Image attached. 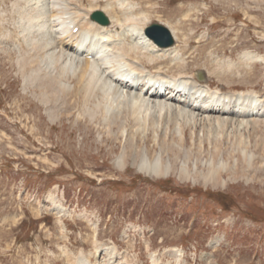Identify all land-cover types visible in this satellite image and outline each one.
<instances>
[{
	"label": "rangeland",
	"instance_id": "rangeland-1",
	"mask_svg": "<svg viewBox=\"0 0 264 264\" xmlns=\"http://www.w3.org/2000/svg\"><path fill=\"white\" fill-rule=\"evenodd\" d=\"M131 2L150 23L181 27L176 47L189 64L165 71L197 79L206 72L213 87L262 100L264 61L242 56L264 58V0ZM34 4L0 0V264H73L79 256L106 263L113 241L137 264H178L174 250L179 264H264V118L192 127L173 107L149 124L146 115L137 121L123 106L115 110L101 90L87 99L81 91L78 104L43 97L24 77L39 64L18 63ZM159 160L169 173H147L143 164ZM213 168L218 185L201 176Z\"/></svg>",
	"mask_w": 264,
	"mask_h": 264
},
{
	"label": "bare ground",
	"instance_id": "bare-ground-1",
	"mask_svg": "<svg viewBox=\"0 0 264 264\" xmlns=\"http://www.w3.org/2000/svg\"><path fill=\"white\" fill-rule=\"evenodd\" d=\"M39 1L35 0L34 5L39 6ZM44 1L48 3L40 4L38 11L29 16L27 27L24 28L26 34L28 33L26 42L28 47L25 53L29 56L23 54L20 57L21 60L18 61L22 70L34 66L35 63L39 64L37 69L32 68L30 74H25L24 77L30 80L29 85L39 87L43 97L52 95L60 98V95H63L66 101L78 104L77 95L80 93L83 92L84 98L87 99L90 94L91 96L97 95L96 91L101 90L108 101V98L114 100L115 110L123 106L124 110L134 116L137 121L142 120V116L146 115L145 121L149 124H154L159 115L165 110L168 114L173 107L177 108L180 114H185L187 124L191 125L194 121L193 126L200 121L203 124L218 125L216 128L219 129L224 121L228 120V117L224 118L225 115L236 116L237 119H233L234 121L248 125L250 121L246 118L249 116L256 120L264 118V97L261 100L256 99L257 97L251 99L250 93L245 92L223 93L218 89H212L210 85L201 84L197 79V73L180 72L175 75L165 71V67L172 69L174 66V69L187 67V59L183 56L186 53L185 47L184 49L157 47L145 35L149 19L138 3L130 0H105V7L102 10L109 16L110 24L101 25L90 19L100 0H89V8L82 7L84 3H81V0H59V3H54L52 0ZM50 3L54 7L55 4L57 5V8H52L55 13L58 12L54 17L46 13ZM72 24L80 27L77 33H73L70 29ZM47 31L48 33H45ZM171 31L176 39L180 38L181 27L174 26ZM90 53H94L95 57ZM45 55L48 59L44 57ZM258 59L264 61V58L251 53H245L242 56V60L246 63ZM42 67H46V72H43ZM74 79L77 80L76 84L72 83ZM157 83L166 84L156 90ZM192 84H197L195 91L190 93L194 101L187 104L186 100L190 99V96H187L185 91L178 90L182 85L192 86ZM159 91L164 94H160ZM106 109L112 110L111 107H106ZM215 115L217 116L212 117ZM181 140L184 141V137H181ZM172 145L174 147L176 143L172 142ZM122 162H119L121 168L125 166V162ZM143 165L146 166L147 173L152 171L156 176H166L170 171V167L160 160L154 164L147 162ZM188 171H190L188 167L183 166V179L189 178ZM219 175L220 172L216 168L207 174H201L206 184L212 181L214 185H218L215 182L220 179ZM56 209L58 213L63 210ZM62 235L65 240H69L65 233ZM96 242H98L97 238ZM62 248V253L70 259L72 256L70 249L67 246ZM106 250L109 261L101 264H137L136 261L129 262L128 258L121 255L116 241H113L112 246ZM170 255L179 264L182 253L174 250L170 251ZM87 258L79 256L75 258L73 264H94ZM162 263L155 258L154 264Z\"/></svg>",
	"mask_w": 264,
	"mask_h": 264
},
{
	"label": "water",
	"instance_id": "water-1",
	"mask_svg": "<svg viewBox=\"0 0 264 264\" xmlns=\"http://www.w3.org/2000/svg\"><path fill=\"white\" fill-rule=\"evenodd\" d=\"M95 17L102 23H108L107 19L102 14H97ZM148 33L162 45H169L172 43L170 32L162 25L154 24L148 30Z\"/></svg>",
	"mask_w": 264,
	"mask_h": 264
}]
</instances>
